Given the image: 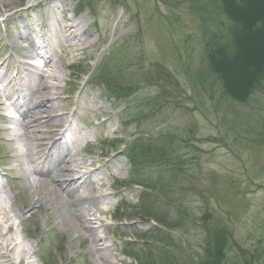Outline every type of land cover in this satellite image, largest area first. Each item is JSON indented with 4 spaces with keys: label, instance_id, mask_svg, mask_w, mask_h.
<instances>
[{
    "label": "rangeland",
    "instance_id": "obj_1",
    "mask_svg": "<svg viewBox=\"0 0 264 264\" xmlns=\"http://www.w3.org/2000/svg\"><path fill=\"white\" fill-rule=\"evenodd\" d=\"M217 2H0V86L7 93L27 81L18 30L23 29L28 37L34 35L50 23L53 10L57 14L63 10L61 14L73 19L85 14L81 19L85 43L59 48L61 61L56 63H61L63 72L60 90L68 118L81 134H88L79 142L77 153L93 163L103 177L102 186H96L111 199L110 204L99 206L98 220L87 217L109 245L105 251L108 261L93 257L84 231L77 234L68 224H59L57 216L46 213L43 205L36 207L20 181V171L9 170L15 150L0 132V180L10 187L8 204L22 213L11 233L16 230L21 237L35 240L33 258L39 264H140V257L126 253L129 241L139 248V256L146 253L143 248L150 247L148 254L156 264H213L217 240L200 237L215 236L212 230L222 229L231 231L223 264H264V84L245 102L230 101L209 73L206 42L214 35H224L229 25ZM87 65L90 73H80ZM99 69L125 79L130 95L118 99L104 95L93 79ZM2 113L17 117L12 107ZM65 125L62 121L56 127L60 130ZM1 126L10 124L0 116ZM40 128L47 129L45 125ZM159 134L184 161L178 181L192 185L185 203L197 214L196 222L206 209L213 213L207 212L211 218L205 215L207 223L191 225L198 231H169L173 237L169 242L161 240L164 235L141 240L137 235H150L155 222L126 217L129 205L137 204L145 190L134 180L140 174L159 175L155 167H140L135 172L127 157L129 145L134 137L152 139ZM14 146L22 147L20 143ZM53 153L58 155L55 149ZM38 168L44 174L48 164L40 163ZM20 263L25 264L26 258Z\"/></svg>",
    "mask_w": 264,
    "mask_h": 264
},
{
    "label": "bare ground",
    "instance_id": "obj_2",
    "mask_svg": "<svg viewBox=\"0 0 264 264\" xmlns=\"http://www.w3.org/2000/svg\"><path fill=\"white\" fill-rule=\"evenodd\" d=\"M61 13L53 10L50 23L29 37L23 29L18 30L27 81L16 85L13 93L0 86V110L12 107L17 112V117L0 115L10 124L1 126L0 132L15 150L9 170L20 171V181L36 207L43 205L46 213L57 216L59 224H68L77 234L84 231L89 236L93 257L107 262L105 251L109 245L97 235L93 220L87 217L98 220L99 206L110 204L111 199L107 192H99L96 185L102 186L99 182L103 177L93 163L77 153L79 142L87 139L88 134H81L73 119L68 118V105L62 101L60 90L63 72L61 63H56L61 61L59 48L85 43L82 36L86 28L81 20L85 14L73 19ZM10 82L11 79L7 83ZM62 121L66 125L59 130L56 126ZM42 125L47 129H41ZM15 143L22 147H15ZM53 149L58 151L57 156ZM40 163L48 164L44 174L38 168ZM8 187L0 181V264H21L22 258H26L25 264H39L33 258L35 240L21 237L16 230L11 233L13 226L19 225L22 213L8 204L12 198Z\"/></svg>",
    "mask_w": 264,
    "mask_h": 264
},
{
    "label": "trees",
    "instance_id": "obj_3",
    "mask_svg": "<svg viewBox=\"0 0 264 264\" xmlns=\"http://www.w3.org/2000/svg\"><path fill=\"white\" fill-rule=\"evenodd\" d=\"M217 1L218 10L228 20L229 25L224 35H214L206 42L208 71L216 79L226 99L245 102L256 89L262 88L264 84V0ZM88 67L89 65L80 73L89 74ZM95 74L92 75L93 79L98 80L97 85L104 89V95L117 99L130 95L128 93L130 84L125 79L110 77L107 73H102L101 69ZM150 138L134 137L129 145L131 150L127 157L135 172L140 167H155L159 170V175L140 174L139 178L134 180V184L142 186L145 190L140 194L137 204L129 205L130 213L126 217L144 218L155 222L156 226L153 227L154 231L150 235H137L141 240L164 235L161 240L169 242L173 239L169 231H198L191 225L198 222L207 223L205 215L213 213L206 209L204 215L196 222L197 214L188 206V203H185V197L189 194L192 185L178 181L180 176L178 173L184 161L176 156L171 146L167 145L169 143H165L163 134ZM212 233L215 236L208 237L204 234L200 239L213 238L224 242L231 239V231L228 229L212 230ZM224 246L226 247L224 244H217L213 247L216 251H220ZM125 247L127 254H135L142 259L140 264H156L148 254L150 247L143 248L147 251L141 256L136 253L139 248H136L133 242H127ZM257 248L254 247L252 250L255 255H258ZM255 255L252 254L253 257ZM219 258L218 252L216 259Z\"/></svg>",
    "mask_w": 264,
    "mask_h": 264
},
{
    "label": "flooded vegetation",
    "instance_id": "obj_4",
    "mask_svg": "<svg viewBox=\"0 0 264 264\" xmlns=\"http://www.w3.org/2000/svg\"><path fill=\"white\" fill-rule=\"evenodd\" d=\"M217 243H214L215 245L214 246H216L217 244H221V245H226V247L224 246L222 249H220V251H216V250H214V253H215V255H216V253H218L219 252V255H220V258L219 259H216V256H215V261H214V263L213 264H223L222 262H223V257H224V255H225V248H229V246H231V240H228V241H216ZM224 253V254H223ZM256 254H258L257 252H256ZM252 256V255H251ZM253 257V256H252ZM255 258V260H256V258L257 257H253V259Z\"/></svg>",
    "mask_w": 264,
    "mask_h": 264
}]
</instances>
